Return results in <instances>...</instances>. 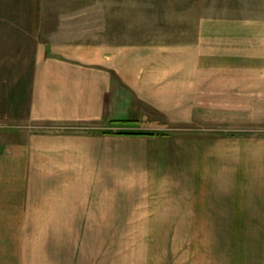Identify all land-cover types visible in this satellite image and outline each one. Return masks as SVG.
Returning a JSON list of instances; mask_svg holds the SVG:
<instances>
[{
    "label": "rangeland",
    "instance_id": "1",
    "mask_svg": "<svg viewBox=\"0 0 264 264\" xmlns=\"http://www.w3.org/2000/svg\"><path fill=\"white\" fill-rule=\"evenodd\" d=\"M66 47L82 53L95 48L101 54L169 57L168 64L189 73L188 85L180 92L194 105L187 136L169 144L115 139L113 158L99 154L92 161L102 174L39 173L31 176L34 183L113 182L116 189L126 190L116 193L147 194L145 199L122 201L154 208L170 202L164 197L170 192L160 190L161 184L218 185L236 176L238 182L250 183V172L264 178V0H0V166L10 165L5 158L14 144L42 146L31 136L45 133L43 123L23 119L22 111L36 58L45 48ZM182 128L175 129L181 133ZM230 170L239 175H223ZM211 193L217 201L218 194ZM181 203L193 204L192 199ZM146 217L173 218L155 213ZM3 225L18 226V231L29 226L27 236L36 246L44 231L72 227L78 238L90 242L91 247L83 249L92 251L84 254L90 259L84 264H188V254L202 257L204 243L210 254L224 224ZM38 256L30 259L37 261Z\"/></svg>",
    "mask_w": 264,
    "mask_h": 264
},
{
    "label": "crops",
    "instance_id": "2",
    "mask_svg": "<svg viewBox=\"0 0 264 264\" xmlns=\"http://www.w3.org/2000/svg\"><path fill=\"white\" fill-rule=\"evenodd\" d=\"M71 47L45 48L36 58L22 118L43 123L45 133L31 136L42 146L35 148L29 141L14 144L5 158L10 165L0 166V264H84L92 252L83 250L91 247L90 242L78 238L72 227L44 231L45 238L36 246L27 236L29 226L18 231V226L3 224L161 221L224 224L210 254L204 243L202 257L188 254V264H200V259L201 264H264V178L256 172H250V183L238 182L234 177L238 170H230L223 175H231L233 181L221 180L218 185L161 184L160 190L170 192L164 195L170 202L154 208L122 201L145 199L147 194L116 193L126 190L116 189L113 182H33L31 176L39 173L102 174L92 161L99 154L113 158L115 139L169 144L187 136L184 131L194 105L180 92L188 85L189 73L168 64L169 57L101 54L95 48L82 53ZM179 125L186 128L181 133L175 129ZM122 130L153 133H117ZM260 174L264 176V171ZM212 191L218 194L217 201ZM184 199L193 204L181 203ZM151 213L173 218H145ZM194 244L200 246L199 241ZM35 254L39 258L32 261Z\"/></svg>",
    "mask_w": 264,
    "mask_h": 264
},
{
    "label": "trees",
    "instance_id": "3",
    "mask_svg": "<svg viewBox=\"0 0 264 264\" xmlns=\"http://www.w3.org/2000/svg\"><path fill=\"white\" fill-rule=\"evenodd\" d=\"M117 133H119V134H146V133H153V131L148 132V131H125V130H122V131H119Z\"/></svg>",
    "mask_w": 264,
    "mask_h": 264
}]
</instances>
